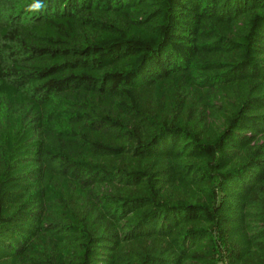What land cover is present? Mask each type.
I'll use <instances>...</instances> for the list:
<instances>
[{
	"label": "trees",
	"instance_id": "16d2710c",
	"mask_svg": "<svg viewBox=\"0 0 264 264\" xmlns=\"http://www.w3.org/2000/svg\"><path fill=\"white\" fill-rule=\"evenodd\" d=\"M0 264H264V0H0Z\"/></svg>",
	"mask_w": 264,
	"mask_h": 264
},
{
	"label": "clouds",
	"instance_id": "9594fccd",
	"mask_svg": "<svg viewBox=\"0 0 264 264\" xmlns=\"http://www.w3.org/2000/svg\"><path fill=\"white\" fill-rule=\"evenodd\" d=\"M43 7L44 5L42 3H33V4L26 5L25 10L29 12H33V11H39Z\"/></svg>",
	"mask_w": 264,
	"mask_h": 264
}]
</instances>
